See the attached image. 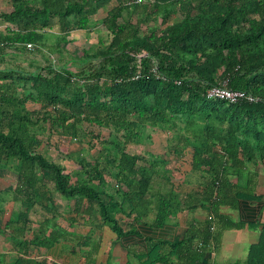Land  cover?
Wrapping results in <instances>:
<instances>
[{
	"label": "trees",
	"instance_id": "obj_1",
	"mask_svg": "<svg viewBox=\"0 0 264 264\" xmlns=\"http://www.w3.org/2000/svg\"><path fill=\"white\" fill-rule=\"evenodd\" d=\"M7 1L13 9L1 15L7 34L0 31V169L18 175L14 198L28 209L46 210L56 194L96 202L120 239L138 238L147 247L144 264L168 262L166 245L172 248L168 256L180 257L181 264H200L207 248L221 245L224 231L257 220L250 226L261 237L248 264H264V195L258 193L263 172L257 169L259 163L264 168V0ZM114 3L103 21L113 35L108 48L86 52L76 66L60 60L33 72L19 62L4 66L7 50L38 52L48 33L66 41L71 33L91 31L94 17ZM131 9L138 24L120 21ZM178 10L183 19L170 23ZM159 15L166 29L142 35L138 25ZM221 82L253 101L211 98ZM31 102L41 108L29 110ZM149 128L175 134L169 156L138 153L150 139ZM54 137L59 161L41 151ZM71 143L80 151H61ZM189 150L191 172L208 181L186 193L169 174L175 157ZM62 161L78 170L67 173ZM110 178L121 202L102 198ZM140 202L151 204L155 220L148 223L144 214L135 219L139 228L125 233L115 215H139ZM224 207L241 220L223 213ZM198 209L209 212L206 220L192 225L183 240H166L174 232L171 215Z\"/></svg>",
	"mask_w": 264,
	"mask_h": 264
},
{
	"label": "crops",
	"instance_id": "obj_2",
	"mask_svg": "<svg viewBox=\"0 0 264 264\" xmlns=\"http://www.w3.org/2000/svg\"><path fill=\"white\" fill-rule=\"evenodd\" d=\"M5 56L3 63L19 61L22 55L12 48L7 50ZM67 149L69 151L66 153L78 152L81 147L71 143ZM137 151L139 153L148 149L140 146ZM65 166L67 173L74 174L78 170L72 164ZM263 178L262 175L259 178L260 195H264V192H259L260 187L264 186ZM18 179L12 169H0V264H18L22 260L33 264H144L146 258H140L147 253V247L138 238L129 242L120 239L111 226L104 222L96 202L84 197L66 199L56 194L55 205L50 204L48 210L38 205L28 209L22 201L14 198ZM107 182L103 200L108 202L114 197L117 202H121L122 198L117 194V182ZM191 190L187 188L185 192ZM138 204V210L141 211L139 215H115L125 233H130L134 227L138 229L140 224L135 219H141L144 214H148L145 218L148 223L155 220V214L149 212L151 204ZM222 212L235 221L241 220L239 213L230 208L224 207ZM208 215L209 212L204 209L195 212L176 211L169 219L174 232L166 240H183L190 227L206 220ZM256 222L245 221L246 225L241 229L224 231L221 245L207 248L200 264H248L251 248L259 243L261 237L259 228L250 226ZM37 242L46 243L47 247ZM171 249L170 245L164 247L163 256H167L168 262L158 264H181L180 257L168 256Z\"/></svg>",
	"mask_w": 264,
	"mask_h": 264
},
{
	"label": "rangeland",
	"instance_id": "obj_3",
	"mask_svg": "<svg viewBox=\"0 0 264 264\" xmlns=\"http://www.w3.org/2000/svg\"><path fill=\"white\" fill-rule=\"evenodd\" d=\"M115 4L116 3L112 4L111 6H108L104 10L99 11V13L94 17V27L91 31H77L71 33L69 36L66 37L67 42L63 41V36L57 33H48L46 38V47H42V49L38 52L32 51L28 54L22 52V56L19 58V61L7 62L8 64H4V66H13L19 62L20 65L23 68L27 69L29 72H33L39 67L44 68L50 62H56V64L59 65V60L63 64L77 61L73 64L76 66L80 63V58L83 57L86 52L91 54L95 52H100L108 48L109 44H111L113 40V35L107 31L103 24V21L107 17L108 11L111 9V7L115 6ZM12 9L13 6L7 0H0V31L5 34H7L6 24L3 23L1 15L6 12H11ZM130 12L131 13H128L127 10H125L123 13V17L120 21L124 22V19H126L127 21H130L133 24H138L139 15L135 13L134 9H131ZM171 14L172 15L169 18L170 23H175L183 19V16L179 10L175 13L173 11ZM164 21L165 20L163 16L159 15L156 19L152 20L147 24H139L138 26L140 27V33L142 35L151 31H156L157 33H160L162 30L166 29V26L168 25H166V23L164 25ZM28 93L29 92H27V94ZM27 108L29 110H38L41 108V106L39 104L31 102L27 105ZM92 131H94L96 134L99 130L98 128H92ZM147 132L150 135V139L146 140V147L148 151L154 154H162L166 157L169 156V145L170 142L174 139L175 134L172 132L169 133L166 131L154 130L151 128H149ZM108 133V130L104 131L105 135H108ZM55 144H57V137H54L50 144H45L41 148V151L44 154L46 153L52 159L59 161L61 160L59 158L60 153L56 150L54 146ZM96 144L99 149L100 145H98V142ZM62 147L63 146H61V151L66 153L68 149L66 147ZM217 149L220 150L219 147ZM97 153V149H94L92 151V154L94 155ZM175 160L177 161L175 162V170H173V172L169 175L173 178V180L176 181L177 186H179L178 188H180L181 190H186L187 188L197 189L198 186L202 184L204 185V183L208 181L207 176L205 178L199 172H191V150L187 151L186 155L182 156L180 160H177L176 157ZM62 163H64L65 165H74V163L70 161H68L67 163L62 161ZM74 166H76V163ZM257 166V169L263 172L262 176L264 177V168L262 167L263 165L259 163V165ZM109 180L113 181V179L111 178ZM259 192H264V186L260 187Z\"/></svg>",
	"mask_w": 264,
	"mask_h": 264
},
{
	"label": "built area",
	"instance_id": "obj_4",
	"mask_svg": "<svg viewBox=\"0 0 264 264\" xmlns=\"http://www.w3.org/2000/svg\"><path fill=\"white\" fill-rule=\"evenodd\" d=\"M146 0H131L129 4H143ZM31 45H29V48ZM209 96L211 98L226 100L230 103H237L240 100L248 99L253 101V98L251 96H248L245 92L241 91H234L228 88L227 82H221L218 84V86L214 87L210 90Z\"/></svg>",
	"mask_w": 264,
	"mask_h": 264
}]
</instances>
